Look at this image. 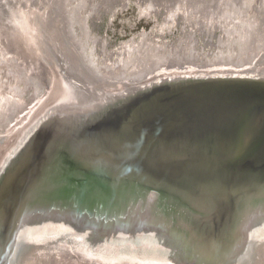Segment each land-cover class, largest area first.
<instances>
[{
  "label": "water",
  "instance_id": "1",
  "mask_svg": "<svg viewBox=\"0 0 264 264\" xmlns=\"http://www.w3.org/2000/svg\"><path fill=\"white\" fill-rule=\"evenodd\" d=\"M38 10L26 9L40 42L33 63L20 62L15 52L6 60L25 75L19 83L41 74L49 82L45 92L53 77L58 87L30 129L0 151V264L12 258L31 215L46 213L43 198L63 207L78 203L75 196L88 200L80 203V214H72L80 220L114 203L128 217L161 209L163 218L189 226L206 256L226 257L242 245L246 252L243 224L253 205H264L261 68L172 69L133 82L102 80L83 64L58 21L49 19L46 28L48 12ZM13 19L5 21L12 29L22 23ZM27 32L22 34L32 37ZM124 240L131 244L120 238L122 246ZM179 247L183 258L174 264H186V246Z\"/></svg>",
  "mask_w": 264,
  "mask_h": 264
},
{
  "label": "bare ground",
  "instance_id": "2",
  "mask_svg": "<svg viewBox=\"0 0 264 264\" xmlns=\"http://www.w3.org/2000/svg\"><path fill=\"white\" fill-rule=\"evenodd\" d=\"M169 1H172L174 10L180 7L187 14L191 12L192 16L190 17H193L196 12H200V15L214 19L225 37L226 33L228 37L231 36L229 31L225 32V29L229 28L228 24L233 22V25H235V23L239 22L240 27L236 24L237 26H232V30H236L239 27L243 32L242 36L245 33L248 37V43L243 45L244 54L241 53L234 57L231 54H225V59L217 61L219 66L215 65V63H207L202 66L192 63L180 65L170 60L164 61L162 59L163 56L161 55L162 57H160V54L158 57L156 53H147L145 51L134 55L132 58L129 56L126 60L118 61L119 64L117 63L116 66H109L105 63L99 64L90 56L91 52L93 53L94 51L93 46L96 45V38L91 34L87 23L88 14H90L91 7H93L92 0H89V3L88 0H0V25L4 21V28L0 26V58L2 59V54H4L2 60L4 62V71L7 75L4 78V82L9 77L15 80L25 78V75H19L14 72L16 67L11 65L12 62H7V54L15 52L22 59L31 60V63H33V50L37 48L38 45L36 44L40 42L33 38V35L35 36L33 33L36 30L32 26L29 27L28 20L30 16L28 15L27 17L26 9L28 10L29 7L34 8L35 6L40 12H48L43 20L46 28L51 27L49 19L52 18L56 19V22L58 21L57 24L62 35L67 39L68 43L74 46L83 64L94 74V77H100L102 80L133 82L154 72L171 71L172 69L181 71H186L187 69L195 70L196 68L208 69L212 65V67L225 68V70H239L242 65H245L248 66L247 68H261L260 70L264 72V29H260L264 26V13L259 11V9H255V5L259 3L264 12L261 0H168L162 3L170 4ZM152 2L153 0L139 2L143 13L154 9ZM179 2L182 4H179ZM40 6H43V8L40 9ZM48 8L49 10H46ZM2 13H4V17H2ZM253 15L256 21L251 17ZM230 16L231 18L229 19ZM6 18L13 19L15 22L22 21L23 24L20 23V26L15 24V28L12 29L5 22ZM18 19H21V21H17ZM252 23L258 25L261 31L262 35L258 39L251 38ZM22 31L26 33L29 31L33 35L30 37L24 34L25 37ZM58 32L57 28L55 33ZM60 35L61 33L59 32L58 36ZM58 39L60 40L59 37ZM227 43L229 46V42ZM125 47L129 48L128 45ZM235 47L236 45L233 48L235 49ZM119 54L120 52L118 53V58L121 59L122 54ZM109 61H112L111 58ZM229 66L232 68H229ZM30 70L35 72L36 68L33 66ZM12 73L16 76H13ZM40 75H36L38 79H34L33 76L30 78L31 81L25 80V82L31 84V86L27 84L32 96L27 104L24 100L19 99V96L17 98V93H19L20 89L18 86H16L17 88L11 86V94L9 91L4 92V95L0 94V125H4V142H1L0 151L3 149L5 151L10 144L15 140L17 141L23 133L25 134L30 129L33 125L30 123L40 114L45 103L57 92L58 82L54 77L46 92L45 89L40 90V86H44V78ZM106 85L108 84H102L104 87ZM11 87L9 90H11ZM15 104H18V106L16 107ZM7 130L8 133H6ZM75 197L74 199L78 203L69 202L68 205L63 207L57 204L53 205L54 202L46 204L43 198L42 207L46 208L45 212L47 214L31 213V221L22 228L21 236L17 238L16 245L13 247L12 258L9 257L6 262L2 260L1 264H74V258L84 261L85 264L94 262H97V264H174L183 258L184 251L183 248L179 247V244L186 246V260L184 261L186 264H264V205L260 203L250 208L249 219L243 224L242 232L248 229L245 235L249 238L246 252L245 245H242L226 257L220 255V257L213 259L206 256L207 254L201 251L194 238L190 237L192 234L189 232L187 224H173L170 221L171 218H163L164 215L160 211L161 209L159 211H149V216L145 217H138L140 216L138 211L136 213L133 211L132 215L128 217V214L124 216L118 211L117 203H114L107 209L105 208L106 206L102 205V210L100 208L101 215L96 214L91 216L90 219H88L89 216H86L80 220L79 218H74L73 215L80 214V203L85 202L87 199L82 197L77 199ZM47 208H50V210ZM125 208L128 209L131 206L126 205ZM108 209L112 210L110 215ZM98 214L100 213L98 212ZM89 221L94 229L88 225ZM120 238H127L131 244L124 240L122 246ZM131 250L132 252H130ZM187 255L194 259L187 258ZM75 259L74 261L79 262ZM81 263L83 264V262Z\"/></svg>",
  "mask_w": 264,
  "mask_h": 264
},
{
  "label": "rangeland",
  "instance_id": "3",
  "mask_svg": "<svg viewBox=\"0 0 264 264\" xmlns=\"http://www.w3.org/2000/svg\"><path fill=\"white\" fill-rule=\"evenodd\" d=\"M138 1L144 2L145 0H92L93 7L88 14L87 23L91 34L97 38L96 45L93 46V56L97 63L116 66L117 63L126 60L129 56L132 58L142 51L156 53L158 57L160 54L164 61L170 60L180 65L192 63L202 66L207 63L214 64L215 61L226 58L224 52L218 53V47L222 49L219 43L224 41V39L222 40L224 36L214 19L200 15V12H196L193 17H190L192 13L187 14L180 7H177L179 10H174L172 1H169L170 4L162 3L168 0H153L154 9L143 13ZM179 4L182 3L179 2ZM251 17L256 21L254 15ZM142 41L143 43H141ZM103 45L105 50L102 53L101 46ZM127 45L129 48L125 47ZM119 52L122 54L121 59L118 58ZM100 55L102 59L99 57ZM106 57L108 58L106 59ZM109 57L112 61H109ZM2 59L0 58V94L4 95L6 91L11 94L12 87L17 88L16 86H18L20 89L17 98L19 96V99L24 100L26 104L29 103L32 96L27 85L21 81L19 83L11 77H9V81L4 82L7 75ZM17 59L23 62L25 58L22 59L18 56ZM212 66L207 70H225V68L219 69ZM247 67L242 65L241 69H248ZM229 68L232 67L229 66ZM46 84L44 82V86H40V90L45 89ZM10 87L11 90H9Z\"/></svg>",
  "mask_w": 264,
  "mask_h": 264
},
{
  "label": "flooded vegetation",
  "instance_id": "4",
  "mask_svg": "<svg viewBox=\"0 0 264 264\" xmlns=\"http://www.w3.org/2000/svg\"><path fill=\"white\" fill-rule=\"evenodd\" d=\"M260 2H262V5L264 7V0H261ZM255 9H257V10L259 9V11H261L262 13H264L263 12V9L259 6V3H257V5H255ZM2 17H4V13H2ZM230 18H231V16L229 17V19ZM211 24H213V23H211ZM236 24L240 27V25H239L240 23L239 22L238 23H235V25H233V22H230V24H228V27L229 28L225 29V32H228L229 31V33H231V36L228 37V35L226 33V37L224 36V38H222V40L224 39V41H221L219 43L221 45L222 49L220 47H218V53L219 52L220 53L221 52H224V54H228V55L231 54V56H233V57L234 56H238V54H241V53L244 54V52H243L244 51L243 45H246L248 43V41H247L248 40L247 39L248 37L246 36L245 33L242 36V33L243 32L241 31V28H239V27H237L236 30H232V26H237ZM252 25H253V28L254 29L252 28V30H251V38L252 37H254L255 39L260 38L261 35H262L260 29L263 30V27L264 26L259 29L258 28V25H256V24L254 25L253 23H252ZM0 26H2V28H4V21H3V24L0 25ZM2 34H4V33L2 32ZM96 41H97V38H96ZM227 42H229V46L227 45L228 44ZM232 43L236 45L235 49L233 48L235 45L232 46L233 45ZM3 44H4V41H3ZM103 44H104V42H103ZM104 50H105V47L103 45V46H101V52L103 53ZM2 55H4V54H2ZM93 55L94 54L91 52L90 56L95 60V58H94ZM99 57L101 58L102 56L100 55ZM215 64H217V61H215Z\"/></svg>",
  "mask_w": 264,
  "mask_h": 264
}]
</instances>
